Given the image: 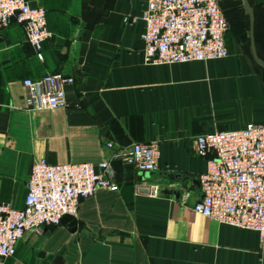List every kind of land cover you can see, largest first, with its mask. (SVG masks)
<instances>
[{"label":"crops","instance_id":"0c3cea01","mask_svg":"<svg viewBox=\"0 0 264 264\" xmlns=\"http://www.w3.org/2000/svg\"><path fill=\"white\" fill-rule=\"evenodd\" d=\"M27 1L46 10L50 37L40 59L20 24L0 27V203L24 206L40 160H110L119 189H99L84 200L75 226L28 231L0 264H264L256 231L192 210L206 170L195 137L264 124V69L252 55L244 1L238 25L247 31L230 18L226 59L163 65L144 62L140 17L147 0ZM248 2L264 61V0ZM54 73L74 78L65 89L67 106L30 110L23 82ZM151 142L160 150L154 172L114 158L134 143ZM152 186L159 196L150 194Z\"/></svg>","mask_w":264,"mask_h":264},{"label":"built area","instance_id":"2783aa9c","mask_svg":"<svg viewBox=\"0 0 264 264\" xmlns=\"http://www.w3.org/2000/svg\"><path fill=\"white\" fill-rule=\"evenodd\" d=\"M12 20L24 28L41 59L42 44L50 37L46 10L32 7L27 0H0V27ZM140 20L146 64L207 62L229 56L230 23L218 0H147ZM23 83L30 110H56L67 106L65 89L74 78L54 73ZM195 149L205 159L206 170L199 176L202 196L192 210L218 224L256 231L264 240V124L200 134L195 137ZM114 158L140 173H151L158 168L160 150L154 142L134 143ZM99 189H119L110 160L97 165L35 162L24 206L0 203V259L13 257L28 231L41 235L46 227L59 226L66 216L76 219L81 203ZM150 194L159 196L161 191L152 186Z\"/></svg>","mask_w":264,"mask_h":264},{"label":"rangeland","instance_id":"374dc122","mask_svg":"<svg viewBox=\"0 0 264 264\" xmlns=\"http://www.w3.org/2000/svg\"><path fill=\"white\" fill-rule=\"evenodd\" d=\"M218 3L220 7L226 12L229 20H231L230 18L232 17L236 18L233 21L237 24V26L235 25V29L241 30L242 34H244L245 30L247 31V28L245 26L238 25L240 24V21L242 22L241 19H243V0H218ZM244 47L249 48V43L245 41Z\"/></svg>","mask_w":264,"mask_h":264},{"label":"water","instance_id":"95a60500","mask_svg":"<svg viewBox=\"0 0 264 264\" xmlns=\"http://www.w3.org/2000/svg\"><path fill=\"white\" fill-rule=\"evenodd\" d=\"M244 1V7L246 10V13L248 14L249 18H250V44H251V51H252V55L253 58L256 62V64L261 67L262 69H264V61H262L258 55H257V51L255 48V44H254V37H253V23H254V16H253V10L251 8L250 3L248 2V0H243ZM169 191H164V194H169ZM63 224H68L69 226H75L77 221L75 219H73L70 216H66L63 218L62 222Z\"/></svg>","mask_w":264,"mask_h":264},{"label":"trees","instance_id":"16d2710c","mask_svg":"<svg viewBox=\"0 0 264 264\" xmlns=\"http://www.w3.org/2000/svg\"><path fill=\"white\" fill-rule=\"evenodd\" d=\"M223 10V9H222ZM223 12H224V14L226 15V17H227V19H228V21H229V23H230V20H229V17L227 16V14H226V12L223 10ZM234 17H232L231 19H233ZM230 28H231V23H230Z\"/></svg>","mask_w":264,"mask_h":264}]
</instances>
